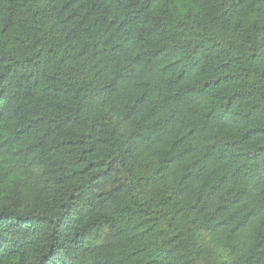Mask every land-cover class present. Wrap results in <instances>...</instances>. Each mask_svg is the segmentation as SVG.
Returning <instances> with one entry per match:
<instances>
[{
    "label": "trees",
    "instance_id": "1",
    "mask_svg": "<svg viewBox=\"0 0 264 264\" xmlns=\"http://www.w3.org/2000/svg\"><path fill=\"white\" fill-rule=\"evenodd\" d=\"M0 264H264V0H0Z\"/></svg>",
    "mask_w": 264,
    "mask_h": 264
}]
</instances>
